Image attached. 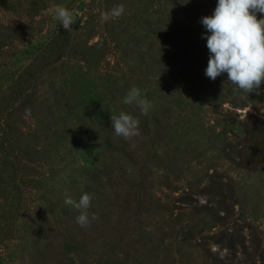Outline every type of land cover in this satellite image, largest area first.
Listing matches in <instances>:
<instances>
[{
	"label": "rangeland",
	"instance_id": "obj_1",
	"mask_svg": "<svg viewBox=\"0 0 264 264\" xmlns=\"http://www.w3.org/2000/svg\"><path fill=\"white\" fill-rule=\"evenodd\" d=\"M217 2L0 0V264H264V168L237 163L264 85L206 77ZM132 87L147 115L122 103ZM121 111L140 121L134 149ZM85 193L81 227L64 200Z\"/></svg>",
	"mask_w": 264,
	"mask_h": 264
},
{
	"label": "clouds",
	"instance_id": "obj_2",
	"mask_svg": "<svg viewBox=\"0 0 264 264\" xmlns=\"http://www.w3.org/2000/svg\"><path fill=\"white\" fill-rule=\"evenodd\" d=\"M125 12L123 4L114 6L110 11L101 13V20L119 18ZM54 18L59 20L66 31L76 24V15L68 8L57 5L53 9ZM206 30L205 38L209 50L208 66L205 75L212 81L223 74L227 80L246 93H261L264 85V0H218L212 15L201 18ZM124 105H136L141 114L147 115L152 103L142 96L141 89L132 87L124 96ZM114 135L131 142L135 148V138L141 135L140 121L126 111L111 115ZM92 197L85 193L79 202L70 196L64 200L81 214L76 222L81 227L89 223L87 209ZM91 219H96L95 214Z\"/></svg>",
	"mask_w": 264,
	"mask_h": 264
},
{
	"label": "trees",
	"instance_id": "obj_3",
	"mask_svg": "<svg viewBox=\"0 0 264 264\" xmlns=\"http://www.w3.org/2000/svg\"><path fill=\"white\" fill-rule=\"evenodd\" d=\"M244 129L246 135H248V140L250 141V146L247 149L246 155L241 157L237 163L247 169L256 170L258 168H264V121L256 119L254 116L244 123ZM240 142L236 145H230L228 148L230 150L237 149L240 146ZM242 146V145H241ZM245 145L242 147L241 152L244 151ZM219 186V182L216 178L213 179V186ZM226 199V197H225ZM225 201H220V204H224ZM230 209V208H228ZM226 210L230 212V210Z\"/></svg>",
	"mask_w": 264,
	"mask_h": 264
},
{
	"label": "water",
	"instance_id": "obj_4",
	"mask_svg": "<svg viewBox=\"0 0 264 264\" xmlns=\"http://www.w3.org/2000/svg\"><path fill=\"white\" fill-rule=\"evenodd\" d=\"M76 15V14H75ZM78 19L77 15H76V20Z\"/></svg>",
	"mask_w": 264,
	"mask_h": 264
}]
</instances>
